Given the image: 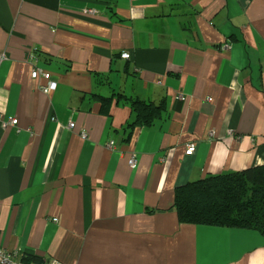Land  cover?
<instances>
[{
  "label": "crops",
  "instance_id": "obj_1",
  "mask_svg": "<svg viewBox=\"0 0 264 264\" xmlns=\"http://www.w3.org/2000/svg\"><path fill=\"white\" fill-rule=\"evenodd\" d=\"M133 98L163 101L161 116L127 127ZM261 164L264 0H0L3 249L58 264H264L258 231L180 223L172 208L177 186Z\"/></svg>",
  "mask_w": 264,
  "mask_h": 264
},
{
  "label": "trees",
  "instance_id": "obj_2",
  "mask_svg": "<svg viewBox=\"0 0 264 264\" xmlns=\"http://www.w3.org/2000/svg\"><path fill=\"white\" fill-rule=\"evenodd\" d=\"M104 107L110 98L98 97ZM134 120L127 124L149 125L161 116L164 103L133 98L129 100ZM172 208L180 223L253 229L264 236V164L204 178L174 190ZM20 260L40 258L20 254Z\"/></svg>",
  "mask_w": 264,
  "mask_h": 264
},
{
  "label": "built area",
  "instance_id": "obj_3",
  "mask_svg": "<svg viewBox=\"0 0 264 264\" xmlns=\"http://www.w3.org/2000/svg\"><path fill=\"white\" fill-rule=\"evenodd\" d=\"M120 56L122 58H129V53L127 51L121 52ZM42 76L46 80V84L43 86V90L45 92H49L51 89L55 87V82L52 80L51 75L47 71H43L40 68L34 67L31 71V76L33 78H36L38 76ZM210 100V99H208ZM11 122H15V119H11ZM69 127L73 126V123L70 122ZM81 135L85 137V133L82 132ZM113 141H110L109 145H112ZM195 150V145L193 142H189L185 145L184 154L185 155H192L193 151ZM128 165L130 168H133L136 166V158L133 154L128 158L127 160ZM53 220H57L56 218H53ZM20 253H17L16 251H9L7 249H3L0 246V264H58L55 259H51L49 261L41 260L38 262H25L20 260Z\"/></svg>",
  "mask_w": 264,
  "mask_h": 264
},
{
  "label": "bare ground",
  "instance_id": "obj_4",
  "mask_svg": "<svg viewBox=\"0 0 264 264\" xmlns=\"http://www.w3.org/2000/svg\"><path fill=\"white\" fill-rule=\"evenodd\" d=\"M41 70H42V69H41ZM40 76H41V75H40ZM42 89H43V87H42ZM53 89H54V88H53ZM53 89H51L50 92H51ZM68 125H69V124H68ZM73 126H74V124H73ZM73 126H72V127H73ZM68 127H69V126H68Z\"/></svg>",
  "mask_w": 264,
  "mask_h": 264
}]
</instances>
